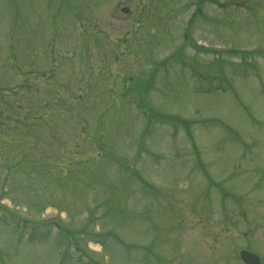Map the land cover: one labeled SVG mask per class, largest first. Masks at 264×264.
<instances>
[{
  "label": "rangeland",
  "instance_id": "rangeland-1",
  "mask_svg": "<svg viewBox=\"0 0 264 264\" xmlns=\"http://www.w3.org/2000/svg\"><path fill=\"white\" fill-rule=\"evenodd\" d=\"M260 52L264 0H0V264L264 257Z\"/></svg>",
  "mask_w": 264,
  "mask_h": 264
},
{
  "label": "trees",
  "instance_id": "trees-1",
  "mask_svg": "<svg viewBox=\"0 0 264 264\" xmlns=\"http://www.w3.org/2000/svg\"><path fill=\"white\" fill-rule=\"evenodd\" d=\"M261 54H264L263 52H260ZM224 78V80H226V79H228L226 76H223ZM217 79V78H216ZM219 79V78H218ZM226 82V81H225ZM227 88H228V85L226 86ZM139 89H141V90H143V91H145V92H147V88L145 89V88H143V86H140L139 87ZM145 111H147V109L145 108L144 109ZM167 118H171V119H173L174 121H176V122H178V123H182V124H185V126L187 127V129L189 130L190 129V127H191V122H189V121H187V120H184V119H181V118H179V117H173V116H170V115H168V116H166ZM216 120V119H215ZM170 121H172V120H170ZM173 122V121H172ZM190 131H191V129H190ZM192 136H193V134H192ZM141 177V178H140ZM137 178H139V179H141L142 180V184L145 186V187H147V188H150V189H152L154 192H159V190L158 189H156V187H154L152 184H150L146 179H144L141 175H139V174H137ZM143 178V179H142ZM219 187V189H220V191L222 192V194H223V196H224V199H225V196L227 195V191L223 188V187H220V185L218 186ZM147 191H149V192H151L150 190H147ZM125 212L127 213V215L129 216V217H134L135 218V216L134 215H132L128 210H127V208L125 209ZM15 229H16V227H15ZM3 252V250L2 249H0V254Z\"/></svg>",
  "mask_w": 264,
  "mask_h": 264
},
{
  "label": "water",
  "instance_id": "water-1",
  "mask_svg": "<svg viewBox=\"0 0 264 264\" xmlns=\"http://www.w3.org/2000/svg\"><path fill=\"white\" fill-rule=\"evenodd\" d=\"M123 12L128 13L129 10L127 8H124ZM241 257L248 264H260V259L257 256H255V255H253L247 251H242Z\"/></svg>",
  "mask_w": 264,
  "mask_h": 264
}]
</instances>
